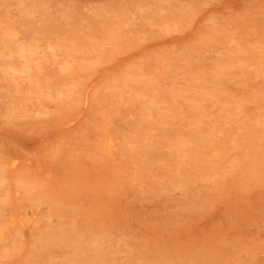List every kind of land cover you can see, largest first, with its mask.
<instances>
[{
	"label": "rangeland",
	"instance_id": "374dc122",
	"mask_svg": "<svg viewBox=\"0 0 264 264\" xmlns=\"http://www.w3.org/2000/svg\"><path fill=\"white\" fill-rule=\"evenodd\" d=\"M0 264H264V0H0Z\"/></svg>",
	"mask_w": 264,
	"mask_h": 264
}]
</instances>
